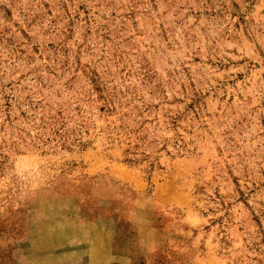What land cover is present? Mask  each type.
I'll list each match as a JSON object with an SVG mask.
<instances>
[{
  "label": "rangeland",
  "instance_id": "1",
  "mask_svg": "<svg viewBox=\"0 0 264 264\" xmlns=\"http://www.w3.org/2000/svg\"><path fill=\"white\" fill-rule=\"evenodd\" d=\"M0 264H264V0H0Z\"/></svg>",
  "mask_w": 264,
  "mask_h": 264
},
{
  "label": "trees",
  "instance_id": "2",
  "mask_svg": "<svg viewBox=\"0 0 264 264\" xmlns=\"http://www.w3.org/2000/svg\"><path fill=\"white\" fill-rule=\"evenodd\" d=\"M63 143H64V142H63ZM63 143H62V144H63Z\"/></svg>",
  "mask_w": 264,
  "mask_h": 264
}]
</instances>
